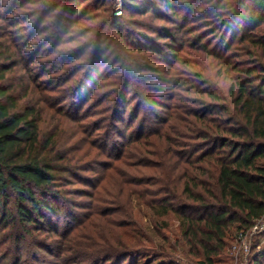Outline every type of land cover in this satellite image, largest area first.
<instances>
[{"label":"trees","instance_id":"trees-1","mask_svg":"<svg viewBox=\"0 0 264 264\" xmlns=\"http://www.w3.org/2000/svg\"><path fill=\"white\" fill-rule=\"evenodd\" d=\"M84 1L88 2L83 4ZM93 1H26L38 5L33 11L40 16L34 22L43 21L58 8L72 13L69 27H75L77 35L58 38L55 48L60 51L54 60L59 66L50 67V73L54 74L79 61L71 75L58 76L60 85L70 83L63 94L61 86L56 89V81L43 82L31 71L36 56L35 52H27L31 37L8 28L0 33V229L7 231L2 242L8 245L11 239L17 248L12 262L7 263L173 264L160 258L167 256L170 248L199 264H216V259L230 248L231 237L233 240L237 233L250 229L264 217V0L187 1L193 8L184 11V17L193 16L197 3L206 4V21L214 28L211 31L214 44L213 40H207L206 48H198L207 61L198 64L202 68H192L193 72L187 74H193L195 80L178 82L173 75L170 79H159L160 84L155 86L147 84L150 75L147 71L152 68L140 61L134 66L126 65L122 76L114 77L115 71L101 70L98 60L103 54H99L104 45L102 29L99 32L95 28V35L87 40L81 38L88 31L82 32L84 28L76 26L88 20L84 18ZM96 1L106 4L111 0ZM130 1L137 6V0ZM152 2L171 14L183 12L181 6L177 8L179 0ZM152 2L146 8L149 1L145 0V8L139 12L154 9ZM112 22L129 53L159 54L166 49L171 56L185 48L165 29L161 30L159 40L166 38L167 42L133 44L130 36L119 29L120 20ZM181 28L184 27L175 29ZM73 42L79 45L62 47ZM235 44L237 48L232 49ZM89 50L90 64L87 58L83 60ZM20 60H24L21 68L29 77L25 88L22 86L23 93L17 91L18 82L8 78L20 66ZM80 71L83 73L77 77ZM177 71L174 68V73ZM93 79L96 84L89 98L97 89L108 88L100 100L101 104L107 103L103 108L107 126H97L93 132L80 127L73 137L104 131L96 135L99 139L89 138L82 148L72 149L59 126L67 119L65 108L60 105L54 108V98L49 93L57 91L62 100L73 98L74 103L80 96L86 104L89 98L83 96V87ZM21 80L23 85L24 78ZM132 87L138 90L141 103L127 120ZM180 88L194 93L195 98L182 97ZM151 92L155 93L152 98L155 105L167 109L166 117L154 111L150 117L136 122L146 109L143 100ZM166 94L169 104L157 101ZM24 96L30 98L27 103ZM48 114L59 123L45 136L41 124ZM120 126L126 130L121 131ZM129 131L132 137L125 140ZM113 136L124 139V146ZM131 148L134 151H126ZM93 152H96L93 162H81ZM117 162L124 163L125 168L119 174L122 188L114 193L105 183L117 173ZM95 165L101 169L96 172L99 178L92 176ZM79 183L91 187L92 200L85 207L87 212L80 215L77 211L80 204L74 197L85 195L86 189L75 188ZM104 193L110 197L105 198ZM135 196L154 215L173 214L180 226L179 239L171 243L161 230L153 228L164 241L159 245L144 225L134 223ZM67 217L79 218L70 227L61 228L59 224ZM54 218L58 219L57 225ZM43 234L47 241L41 242ZM41 252L54 260H48ZM9 255L11 252L4 259ZM0 259V264H4L3 257ZM251 264H264V251L251 257Z\"/></svg>","mask_w":264,"mask_h":264},{"label":"rangeland","instance_id":"rangeland-1","mask_svg":"<svg viewBox=\"0 0 264 264\" xmlns=\"http://www.w3.org/2000/svg\"><path fill=\"white\" fill-rule=\"evenodd\" d=\"M27 0H0V15L3 17V19H0V33H3V29H7L12 32H19L22 35H28V37L32 38L30 47L28 48V51L30 54L36 53V56H34V63H31L30 66L31 71L35 75V78H40L39 80H42L43 82H50L52 80L56 81V89L61 86L62 94L64 93L63 90L70 85H60L59 77L62 75V78H65L69 75H71L73 72H75V69L77 68V64H79V61H73L69 65H65L63 69L59 70L57 73H50L52 69L50 67L59 66V63L55 62L54 58H56V52L60 51L59 48L56 47V42L58 38L61 35L65 36H72L76 37L77 32L74 33L75 27H69L71 14L65 12V9L63 12H61V8H58L57 10L53 11L52 13H49L45 16V19L40 20V22H34L37 20V18L40 16L39 12H35L33 10H36L38 5H32L27 3ZM137 6L135 7L133 4L134 2H131L130 0H111L109 2H106V4H103L104 2L100 3L99 1L94 0L92 2V6L90 7V11L88 12V15L97 14L100 17L96 19H91V17H88V15L76 26L78 29L84 28L82 32H87L85 35L86 39L89 40L92 35H95V28L100 32L101 31V40L102 43H104L103 48L99 51L100 55L98 63L100 64L101 70H108L111 72H116L114 74V77H117L116 75H120L126 65L128 66L130 63L133 64V66L138 63V61L141 62L142 65L145 66V64L149 65L150 68H152V71L149 72V79L147 81V84L149 85H158L160 84L159 79L163 78H172L174 75V79H179L178 82H186V80H195L193 78V74L191 76H188L187 74L192 73L193 69H200L202 68L199 63L204 64L206 63V56L205 54L198 49L200 48H206V41L213 40L214 44V38L212 37L211 31L214 29L213 27L209 26V21H206V4L198 5L197 3L195 5V13L192 15L186 14L184 17V11H189L193 7L191 5H187V1L190 0H179V7L183 8V12L179 13H173L166 12V9L164 7L159 6L158 3H154L151 0H148L149 3L146 5V8L150 6L149 4L152 2V5L154 6V9H150L148 13L143 11L139 12L141 9L143 10L145 0H137ZM147 1V0H146ZM193 1V0H191ZM205 1V0H203ZM88 1H84L83 4H86ZM82 4V5H83ZM81 5V6H82ZM105 5V6H104ZM194 6V5H193ZM199 6V7H197ZM131 7V8H130ZM197 7V9H196ZM30 8V9H29ZM83 7L79 8V11L82 10ZM130 8V9H129ZM139 8L138 11H136ZM128 9V10H127ZM199 9V10H198ZM109 10V11H108ZM42 11V10H40ZM78 11V12H79ZM193 11V12H194ZM55 12V13H54ZM58 12V13H56ZM59 12H61V16L58 15ZM53 14V15H52ZM199 14V15H198ZM57 15V16H56ZM196 15H198L196 17ZM55 16V18L53 17ZM63 16H65L63 18ZM173 18V21L170 18ZM63 19V21H62ZM118 19L121 22L120 28L122 29L129 37L130 41L133 44H151V42H167L168 39H161L159 40V34L161 33L162 29H165L167 32L173 33L174 37L178 38V41L181 44H185L184 50L179 52V54L174 55H168L166 49H163L159 54L155 52H149V53H129V51L126 49L123 40L119 37L116 27L114 26L112 20ZM57 20V21H56ZM29 22H32L30 25ZM13 24V26H12ZM29 24V25H28ZM183 26L184 28H181L180 30L175 29L176 27L179 28ZM186 25V26H184ZM188 29L187 35L184 36V31ZM68 31L67 33H64L65 31ZM221 33V32H220ZM219 33V34H220ZM142 39L144 41H142ZM54 41V42H53ZM189 42H192L191 45H187ZM179 44V43H178ZM195 44V45H194ZM79 45V42L76 43V46ZM237 44L232 45L231 48H237ZM56 51L51 54L52 50ZM90 56V57H89ZM87 58V62L89 63V59H91V52L90 50L87 51L86 56L83 58L85 60ZM181 59V62H180ZM177 60V61H176ZM120 61L122 63H120ZM53 64V65H52ZM196 64V65H194ZM25 62L24 60H20V66L16 69H14L11 73H9L8 78L10 80H13L14 82H18L17 91L23 93L25 90V86L27 85V81L29 77L26 74V71L21 68V66H24ZM174 68L178 69L177 73H174ZM99 69V68H97ZM100 70V69H99ZM206 70V69H205ZM83 71H80L77 73V77H79ZM122 76V75H120ZM203 77H206V74L203 75ZM24 78L23 85L20 84L22 82L21 79ZM197 81V80H196ZM96 84V79L91 80L89 83L86 84V86L83 87L84 89V95H87L89 98V93L92 89H94ZM181 84V83H180ZM197 85V84H196ZM24 86V88L22 87ZM59 90V89H57ZM108 90V88L103 87L96 90V94L91 96L87 103L84 104L81 102L80 96L77 98V103H74V99L70 98L65 100H62L63 98L56 93L57 91H52L49 94L54 98V108L56 106L65 108L67 114V119H63L65 123H62L60 126V130L62 131L61 134L63 138H65L66 143L72 147V149L82 148L89 138H96V135L103 134V129L100 131H96L93 135H87L86 133H79L77 136L73 137L75 134L74 132L79 129L80 127H84L88 130L93 132L97 126H107V122L105 121V118H107L106 114L103 112L104 106H106L105 103H100L102 100V96L104 92ZM178 90V88H177ZM31 91V88H30ZM61 94V95H62ZM73 96L76 95V92L72 93ZM180 95L182 97H194V93H188L187 90L180 88ZM60 96V97H57ZM155 96L154 92H151L147 95L146 99L143 100V104L146 106V109H143L140 112L139 118L136 122H140L141 118L144 117H150V113H153L156 111L159 113L162 117H166L167 109L160 107L158 105H155V101H153L152 98ZM164 97H160L157 101L161 104H169V97L168 95H163ZM139 97V92L136 88H131V94L128 98V104H129V111L126 115L127 120L129 118L133 117V111L135 108L139 107V104L141 103V99ZM24 102L27 103L30 99L29 97L24 96ZM49 114H52L51 111L48 112ZM45 116V120L42 122V133L43 135L47 136L50 133V130H54L58 126V121L53 120L50 115ZM183 118H186V115H182ZM182 118V117H181ZM180 120V117L179 119ZM178 124V122H177ZM122 129L121 131H125L126 128L124 126H120ZM86 134V135H85ZM118 139V141L124 146V139L119 138L117 136H113ZM132 135L130 134V131L128 132L127 138L125 140H130ZM99 139V138H96ZM92 140V139H91ZM117 141V142H118ZM119 146V143H118ZM88 147V146H87ZM128 152H132L134 150L129 149L126 150ZM97 152V151H96ZM96 152H93L89 157L82 160V163L90 162L92 160L96 159ZM101 160V158L99 159ZM93 162V161H92ZM118 165V171L115 175H112L110 177V180L105 183V186L107 189L111 192H119L121 190V184H120V176L121 172H123L125 165L124 163H115ZM97 171L101 172L100 167L96 166L94 167V170L92 171V176H96L95 178H99L100 175H96ZM87 174V173H82ZM107 184V185H106ZM88 186V187H87ZM75 188H81L86 189L84 191L86 194L74 197L76 202L80 204V206L83 207V209H78L77 211L80 215V213L85 214L87 212V209L85 208L91 203V195L90 190L91 187L89 185H86V183H79L75 185ZM83 192V191H80ZM79 192V194H80ZM89 193V194H88ZM105 198H109L110 195L107 193H104ZM82 210V211H80ZM134 223L138 222L144 225L145 229L150 233L151 237L154 238L155 242L157 244H163L164 241L161 237L158 236V233L156 230H161V233L165 236L169 237L170 242L174 243L176 240L180 237V226L179 222L176 219V217L173 214H169L167 216H157L153 214V211L146 206L138 197H134ZM79 217H67L63 218L62 222L59 224L61 228H68L71 226L74 219ZM56 218L53 219L55 222ZM97 220H94L93 222H96ZM56 223V222H55ZM57 225V223H56ZM89 226V229L91 230L93 228ZM155 228V229H153ZM256 232V231H255ZM7 231L0 229V257H3V261L6 264L8 261L12 262V257L15 254V251L17 252V248L13 247V242L11 239L8 241V245L4 244L3 239L6 238ZM239 234L237 233L236 237L231 240L230 238V248H228L226 251L222 253L220 257L216 259V264H251V257L253 258L256 254H259L264 251V229L261 231H257L253 234H248L246 238L243 239L244 242L238 240ZM9 237V236H8ZM13 239V236H11ZM10 237V238H11ZM46 237L45 234L41 235L40 241H47L44 240ZM244 243L249 246L250 251L248 253H245V250L242 245ZM44 244V243H43ZM159 251V250H158ZM7 252H11V255H9L8 259H4L6 257L5 255ZM4 253V255H3ZM166 253L167 256L160 257L161 260H164L168 263L173 264H199L197 261L189 260L185 256H180V253L175 250H172L170 248L167 249ZM40 254H43L46 256V258L50 261L54 260L52 257H48L45 252H41ZM11 258V259H10ZM52 258V259H51ZM1 260V259H0ZM10 263V262H9ZM27 264H33V262H26ZM8 264V263H7ZM19 264V263H17ZM48 264V263H45ZM50 264V263H49Z\"/></svg>","mask_w":264,"mask_h":264},{"label":"built area","instance_id":"built-area-1","mask_svg":"<svg viewBox=\"0 0 264 264\" xmlns=\"http://www.w3.org/2000/svg\"><path fill=\"white\" fill-rule=\"evenodd\" d=\"M262 229H264V217H262L261 219L257 220L255 222V224L248 230L245 231H241L239 234V239L240 241L244 242L243 239L246 238L248 236V234H253L256 233L257 231H261ZM256 231V232H255ZM245 253H248L250 251L249 246H247L245 243L244 245H242Z\"/></svg>","mask_w":264,"mask_h":264},{"label":"clouds","instance_id":"clouds-1","mask_svg":"<svg viewBox=\"0 0 264 264\" xmlns=\"http://www.w3.org/2000/svg\"><path fill=\"white\" fill-rule=\"evenodd\" d=\"M81 39H86V37H82ZM77 42H73L69 45H62V47H75Z\"/></svg>","mask_w":264,"mask_h":264}]
</instances>
